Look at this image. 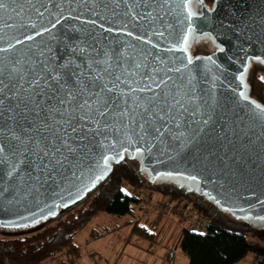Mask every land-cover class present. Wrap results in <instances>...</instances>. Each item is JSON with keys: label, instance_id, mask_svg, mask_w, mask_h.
<instances>
[{"label": "water", "instance_id": "water-1", "mask_svg": "<svg viewBox=\"0 0 264 264\" xmlns=\"http://www.w3.org/2000/svg\"><path fill=\"white\" fill-rule=\"evenodd\" d=\"M0 0V230L31 229L86 198L125 153L151 183L264 221V0ZM193 31L219 51L191 60Z\"/></svg>", "mask_w": 264, "mask_h": 264}, {"label": "trees", "instance_id": "trees-1", "mask_svg": "<svg viewBox=\"0 0 264 264\" xmlns=\"http://www.w3.org/2000/svg\"><path fill=\"white\" fill-rule=\"evenodd\" d=\"M245 82L246 96L264 108V65L260 62L251 63ZM107 163L114 168L111 176L96 185L82 201L61 210L56 218L31 228L42 227L41 230L17 238L0 235V264H46L52 261L57 264H76L81 253L76 243L77 236L103 212L117 217L131 215L132 219L126 224L134 225L133 233L149 239L153 244L158 234L159 220L151 226L137 220L134 207L137 200L124 193L122 185L125 182L132 187L148 188L173 201H195L199 212L210 220L205 235L187 229L182 231L181 250L189 264H239L250 254L264 255V221L247 222L232 218L212 200L198 196L193 181L178 178L181 181L159 183L156 180L151 183L148 172L141 168L139 154L131 159L125 153L119 165H114L111 158L107 159ZM0 233L7 232L0 230Z\"/></svg>", "mask_w": 264, "mask_h": 264}, {"label": "rangeland", "instance_id": "rangeland-1", "mask_svg": "<svg viewBox=\"0 0 264 264\" xmlns=\"http://www.w3.org/2000/svg\"><path fill=\"white\" fill-rule=\"evenodd\" d=\"M170 181L175 180L169 177L158 179L159 183H170ZM130 187L143 193L145 197L144 204L134 206L137 220L146 226H151L159 220L156 241L151 244L149 239L133 233L134 225L126 224L132 219L131 215L117 217L103 212L77 236L76 243L80 246L81 253L76 264H189L187 256L181 250L182 231L191 220L207 218L199 212L195 201L186 199L173 201L170 197L155 193L148 188ZM168 201L180 204L183 208L185 204L193 203L198 212H195L196 215L193 214L190 219L183 214V210L161 212L160 206ZM41 229L42 227H39L29 231L0 233V235L10 238L24 237ZM251 255L254 261L255 255ZM248 259L250 256L240 264H244ZM46 264H57V262Z\"/></svg>", "mask_w": 264, "mask_h": 264}, {"label": "built area", "instance_id": "built-area-1", "mask_svg": "<svg viewBox=\"0 0 264 264\" xmlns=\"http://www.w3.org/2000/svg\"><path fill=\"white\" fill-rule=\"evenodd\" d=\"M122 187H123L124 193L128 197L134 198L137 200V204L141 205V204L145 203V197H144L143 193H139V192L135 191L136 189L133 190L126 183H124L122 185ZM184 206L185 207L183 208V206L180 204H173L172 202L168 201V202H164L160 206V208H161V212L183 210L182 211L183 214H185V216H188L187 217L188 219H190L193 214L196 215V213L198 212L193 203L187 204V205L185 204ZM209 226H210L209 219L203 217V219L198 220L196 218L195 220H191V222L188 223V226L186 227V229L191 231V232H194L196 234L205 235L209 230ZM254 255L255 256H254L253 264H264V255L257 254V253H254Z\"/></svg>", "mask_w": 264, "mask_h": 264}, {"label": "flooded vegetation", "instance_id": "flooded-vegetation-1", "mask_svg": "<svg viewBox=\"0 0 264 264\" xmlns=\"http://www.w3.org/2000/svg\"><path fill=\"white\" fill-rule=\"evenodd\" d=\"M188 8L194 16H200L203 10L213 11L215 8L214 0H190ZM186 50L191 60L198 56H209L219 51L214 41L209 36H198L190 31V36L186 42Z\"/></svg>", "mask_w": 264, "mask_h": 264}, {"label": "crops", "instance_id": "crops-1", "mask_svg": "<svg viewBox=\"0 0 264 264\" xmlns=\"http://www.w3.org/2000/svg\"><path fill=\"white\" fill-rule=\"evenodd\" d=\"M248 256H250V259H248V261L244 262V264H252V262H253L252 255L250 254V255H248ZM248 256H247V257H248ZM247 257H246V258H247ZM244 260H245V259H244ZM244 260H243V261H244ZM243 261H242V262H243ZM242 262H240V263H242ZM240 263H239V264H240Z\"/></svg>", "mask_w": 264, "mask_h": 264}]
</instances>
